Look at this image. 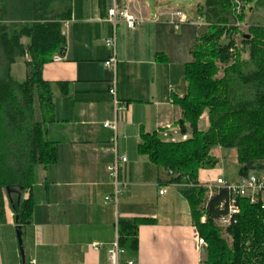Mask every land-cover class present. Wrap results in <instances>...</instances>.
Returning <instances> with one entry per match:
<instances>
[{
    "label": "crops",
    "instance_id": "0c3cea01",
    "mask_svg": "<svg viewBox=\"0 0 264 264\" xmlns=\"http://www.w3.org/2000/svg\"><path fill=\"white\" fill-rule=\"evenodd\" d=\"M115 4L146 22L135 30L117 26L114 72L104 63L111 55L105 40L113 33L106 20ZM164 4L159 0L154 11L142 0H70L63 59L42 70L44 81L67 83L68 93L55 92L46 127L45 138L56 145L58 161L37 168L34 186L24 196L35 203L30 224L22 226L25 264H111L108 250L118 238L119 221L134 219L147 222L138 228L137 255H123V264H204L205 248H197L188 201L179 187L166 184L164 170L138 152L142 133H157L165 142L191 137L176 125L181 110L175 101L186 94L185 68L193 61L194 44L189 48L183 34H173L165 17L156 20L158 13L170 11ZM115 77L119 111L109 91ZM114 121L117 153L128 159L119 167L116 204L105 201L115 192L108 167L116 155L114 133L103 126ZM199 174L202 184L226 181L214 170ZM13 205L9 196L0 225V264H23ZM96 244L103 248L95 251Z\"/></svg>",
    "mask_w": 264,
    "mask_h": 264
},
{
    "label": "trees",
    "instance_id": "16d2710c",
    "mask_svg": "<svg viewBox=\"0 0 264 264\" xmlns=\"http://www.w3.org/2000/svg\"><path fill=\"white\" fill-rule=\"evenodd\" d=\"M231 2L205 0L197 7L207 31L196 37L193 61L185 68L186 94L175 101L181 110L176 125L191 137L165 142L157 133H142L138 152L164 170L166 184L179 187L188 201L194 227L207 244L204 264H264L262 204L239 199L241 212L234 223L220 227L216 221L226 212L220 206L230 193L215 189L209 196L199 181L201 170L217 167L211 154L216 147L237 151L240 179L264 173V26L249 25L244 33L235 26ZM69 15L70 0H0V225L6 221L9 196L19 224H30L35 203L24 196L34 186L37 168L58 161L57 147L45 134L55 92L67 94L68 85L44 81L42 70L66 45L62 29ZM244 19L245 14L237 18L240 23ZM19 60L26 69L23 82L10 72ZM243 88L252 99L240 92ZM36 96L41 122L34 117ZM206 112L209 129L200 131ZM146 222L119 221L118 243L127 256L137 255L138 228Z\"/></svg>",
    "mask_w": 264,
    "mask_h": 264
},
{
    "label": "built area",
    "instance_id": "2783aa9c",
    "mask_svg": "<svg viewBox=\"0 0 264 264\" xmlns=\"http://www.w3.org/2000/svg\"><path fill=\"white\" fill-rule=\"evenodd\" d=\"M232 14L235 17V26L239 27L243 31V25L240 23L237 18L244 15L246 9V2L243 0H232ZM168 20L167 23L173 25L175 29H178L179 20L183 18V13L181 11H171L167 14ZM165 17V14L159 13L156 20H160ZM113 26L112 36L105 40L107 48L110 50V58L104 63L105 67L116 71L117 65V36L116 28L119 24H125L129 29L135 30L138 27L142 26L146 20L141 16L137 15L129 8L121 7L115 4L109 11L108 17L106 20ZM248 28V27H246ZM61 55H56L53 58V61L60 62L62 61ZM111 96L113 97L116 111L120 109V102L117 98V81L111 83L109 89ZM104 128L110 129L114 133V145L113 151L115 152V161L108 167V173L110 178L113 181L115 186V192L112 197L105 198L106 202L117 203L118 197L121 193V186L119 184V167L120 165L126 164L128 159L126 156H119L117 153V132L118 124L117 121L106 122L104 123ZM206 189L209 191V196L213 195L215 189H224L229 191L230 199L227 203H223L220 206L221 211H226L219 220H217V225L223 228H227L234 223V219L241 212L240 206L238 205L239 199H248L251 203L260 202L264 208V175L256 176L252 175L248 178L240 179L236 184H231L224 181L223 179H217L213 184H205ZM161 195L164 194V191H161ZM205 221L204 219L202 220ZM197 248L204 249L207 247L206 242L200 237L198 232H196ZM95 251H99L103 248V245H94ZM126 254V251L119 246L118 238L114 245L108 250L109 260L111 264H123L121 262V257ZM125 264H134L133 262H126Z\"/></svg>",
    "mask_w": 264,
    "mask_h": 264
},
{
    "label": "rangeland",
    "instance_id": "374dc122",
    "mask_svg": "<svg viewBox=\"0 0 264 264\" xmlns=\"http://www.w3.org/2000/svg\"><path fill=\"white\" fill-rule=\"evenodd\" d=\"M166 6L169 7L170 13L171 11H181L183 13V18L179 20L178 29H175L173 25H170L171 31H173V34L181 33L182 40L184 39L188 43V47L190 48L195 40H196V31H200V34H203L207 31V28H204L206 26L205 18L202 16L201 13L198 12L197 6H203L205 3V0H164ZM260 0H248L246 2V9H245V19L242 24L243 25V32L247 33V28L249 25H261L264 26V3L258 5L257 3ZM142 2H147L151 9L155 11L157 4L159 0H142ZM253 10V12H251ZM168 13L165 14L166 20H168ZM159 15V13H158ZM157 15V16H158ZM162 18V20H163ZM202 27L200 30L198 28ZM237 40L239 41V44L241 42V39L237 37ZM244 59H248L247 55L244 56ZM54 61L47 63L44 67L52 64ZM11 76L17 80L18 82H23L26 78V69L24 66V63L19 60L16 63H14L11 66ZM114 76V73H113ZM185 78V77H184ZM116 79V77H115ZM242 94H245L248 99H252L250 95V90L247 88H243V90L240 91ZM42 116V111L40 110L38 98L36 96L35 98V105H34V117L36 121H40ZM208 113L206 112L201 120L199 121V130H207L208 129ZM207 128V129H206ZM211 154L216 158L218 161V165L215 169H205L201 170L203 171L204 175H208L211 173V171H217L219 176H222L227 182L231 184H236L237 180L239 178L238 175V164L236 162V155L237 151L235 149H224L221 147L213 148ZM200 171V172H201ZM199 172V173H200ZM200 175V174H199ZM261 175H264V173H261ZM258 176V175H256ZM203 182H207V178H203ZM16 233V230H15Z\"/></svg>",
    "mask_w": 264,
    "mask_h": 264
},
{
    "label": "water",
    "instance_id": "95a60500",
    "mask_svg": "<svg viewBox=\"0 0 264 264\" xmlns=\"http://www.w3.org/2000/svg\"><path fill=\"white\" fill-rule=\"evenodd\" d=\"M64 54V49H62L60 51V55ZM20 196H19V202H20ZM15 223H16V236H17V241H18V245H19V250H20V254L22 257V262L23 264H25V251H24V244H23V239H22V234H23V230H22V226L19 224V217L16 216L15 217Z\"/></svg>",
    "mask_w": 264,
    "mask_h": 264
}]
</instances>
